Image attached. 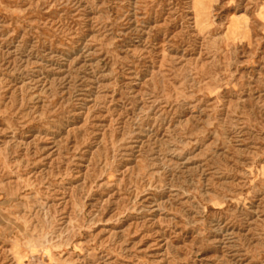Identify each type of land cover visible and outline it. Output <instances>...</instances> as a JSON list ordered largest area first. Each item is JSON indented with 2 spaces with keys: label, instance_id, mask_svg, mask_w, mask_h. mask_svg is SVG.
Segmentation results:
<instances>
[{
  "label": "rangeland",
  "instance_id": "1",
  "mask_svg": "<svg viewBox=\"0 0 264 264\" xmlns=\"http://www.w3.org/2000/svg\"><path fill=\"white\" fill-rule=\"evenodd\" d=\"M0 264H264V0H0Z\"/></svg>",
  "mask_w": 264,
  "mask_h": 264
}]
</instances>
